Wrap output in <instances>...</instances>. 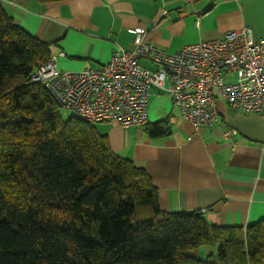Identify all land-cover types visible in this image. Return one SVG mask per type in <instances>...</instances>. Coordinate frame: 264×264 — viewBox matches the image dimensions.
Returning <instances> with one entry per match:
<instances>
[{"label": "trees", "instance_id": "obj_1", "mask_svg": "<svg viewBox=\"0 0 264 264\" xmlns=\"http://www.w3.org/2000/svg\"><path fill=\"white\" fill-rule=\"evenodd\" d=\"M51 55L0 5V264H264V217L219 224L200 209L164 210L107 131L63 118L31 81ZM167 122L146 130L164 136Z\"/></svg>", "mask_w": 264, "mask_h": 264}, {"label": "crops", "instance_id": "obj_2", "mask_svg": "<svg viewBox=\"0 0 264 264\" xmlns=\"http://www.w3.org/2000/svg\"><path fill=\"white\" fill-rule=\"evenodd\" d=\"M0 5L49 43L53 55L62 52L56 62L70 71L104 65L116 45L132 49L135 26L146 28L145 40L168 53L244 26L264 39V0H0ZM216 103L217 121L195 128L168 93L152 90L146 122L126 128L112 123L106 129L109 144L145 168L162 209H200L211 222L246 225L264 217V111L232 110L220 98ZM165 120L168 134L146 130ZM207 250L200 247V256Z\"/></svg>", "mask_w": 264, "mask_h": 264}, {"label": "built area", "instance_id": "obj_3", "mask_svg": "<svg viewBox=\"0 0 264 264\" xmlns=\"http://www.w3.org/2000/svg\"><path fill=\"white\" fill-rule=\"evenodd\" d=\"M161 14L166 15L165 9ZM146 31L135 26L133 48L116 45L99 67L63 70L56 62L63 53L52 54L33 71L31 81L43 84L71 116L90 123L114 121L124 128L146 122L152 90L168 93L195 128L217 121L219 98L232 110L264 111V39L249 27L187 44L175 53L145 40Z\"/></svg>", "mask_w": 264, "mask_h": 264}, {"label": "rangeland", "instance_id": "obj_4", "mask_svg": "<svg viewBox=\"0 0 264 264\" xmlns=\"http://www.w3.org/2000/svg\"><path fill=\"white\" fill-rule=\"evenodd\" d=\"M141 63L143 65H145V66H148L149 65L148 62L146 60H144V59L141 60ZM57 66H58V64H57ZM58 68H59V66H58ZM214 90H215V88H214ZM60 113H61V115H62L63 118H66L67 116L70 115L69 111L66 110L64 107H61L60 108ZM112 123H115V122L114 121L96 122L93 125L97 128L98 131L104 132V131H106V129L110 125H112Z\"/></svg>", "mask_w": 264, "mask_h": 264}]
</instances>
